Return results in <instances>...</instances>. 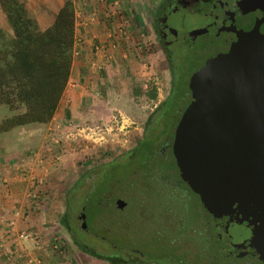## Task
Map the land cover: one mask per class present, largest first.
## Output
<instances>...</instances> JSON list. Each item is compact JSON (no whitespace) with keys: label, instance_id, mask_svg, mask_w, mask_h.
Returning <instances> with one entry per match:
<instances>
[{"label":"rangeland","instance_id":"1","mask_svg":"<svg viewBox=\"0 0 264 264\" xmlns=\"http://www.w3.org/2000/svg\"><path fill=\"white\" fill-rule=\"evenodd\" d=\"M72 1L75 8H82L83 0ZM121 1L122 17L112 14L118 10L112 1L106 0L107 7H111L110 18L115 21L110 19L104 24L106 30L115 32L116 38H110L115 42V48L108 53L102 52L101 69L92 67L95 70L92 75H96V90L102 98L101 113L81 115L74 122H69V128L62 124L56 128L50 123H33L0 133V157L16 158L18 165L34 160L37 153L42 159H52L46 165L47 171L41 170L43 178L38 186H31L26 191L25 213L22 210L21 217H16V229L31 232L41 242L56 238L59 251L66 249L69 264H110L81 251L74 244L73 237L80 244L106 254H123L120 247L140 249L146 259L162 264H168L170 255L190 253L193 257L195 252L194 248L177 252L179 249L172 243L177 228L167 225L166 220L169 221L171 215L164 213L167 200L158 195V191L147 195L148 189L139 181L140 176L147 175L156 181L158 169L153 164L144 165L143 151L128 157L127 152L137 142L154 134L155 130L148 131L146 135L145 121L165 97L170 73L151 22L159 0ZM58 2L60 0H34V4L39 6H35L36 14L49 18L53 14L51 8L55 9ZM202 3L195 2L190 7L179 9L176 22L171 25V33L182 34L191 30L200 17L198 11ZM38 10L42 13H37ZM32 13L30 11L31 16ZM0 26L9 31L5 23H0ZM120 30L123 33L119 34ZM171 47L177 86L184 93L191 70L187 67L189 65L182 64V48L176 44ZM153 89L156 90L155 98L149 96ZM184 104L185 100L181 101L179 108ZM175 113L165 118L161 136L171 134L177 119ZM11 114L7 107H0L1 120ZM156 116L157 125L160 117L159 114ZM104 127L109 130H104ZM47 148L50 150L44 152ZM163 167L160 165L161 173L166 169ZM117 198L127 202L125 209H116ZM19 205L20 202L13 204V208L16 210ZM84 206L86 231L79 218ZM169 206L180 211L190 227L195 226L194 212L182 210L174 201ZM64 213L68 215V231L60 222ZM12 217L14 215L9 217L8 212L0 216V264L5 263L4 243L7 244L6 241L14 234L8 226ZM24 245L29 252H34L32 242L27 241Z\"/></svg>","mask_w":264,"mask_h":264},{"label":"water","instance_id":"2","mask_svg":"<svg viewBox=\"0 0 264 264\" xmlns=\"http://www.w3.org/2000/svg\"><path fill=\"white\" fill-rule=\"evenodd\" d=\"M189 89L191 100L173 142L179 175L215 221L218 251L264 261V37L259 30L250 29L241 45L208 60L190 78ZM125 205L116 200L118 208Z\"/></svg>","mask_w":264,"mask_h":264},{"label":"flooded vegetation","instance_id":"3","mask_svg":"<svg viewBox=\"0 0 264 264\" xmlns=\"http://www.w3.org/2000/svg\"><path fill=\"white\" fill-rule=\"evenodd\" d=\"M195 2L203 3L198 11L200 17H198L193 28L182 34H172L170 28L178 16L176 12L179 9H184V7L194 5ZM151 22L154 35L165 55V61L169 69V88L165 97L159 101L145 121L144 132H146V135L148 131L151 133L155 130V132L153 131L154 134H149L145 139L137 142L133 149L126 152L130 158L134 154L137 155L144 147L146 148L143 151V163L146 166L153 164L158 172L156 181L150 175L140 176L139 181H141L142 187L148 189L147 195L150 196L158 191V195L167 200L164 213L171 215L168 218L169 221L166 220L167 225L176 226L177 228L176 236L172 241L179 249L177 252L186 250V248L188 250L185 252H187L194 248V258L190 253L170 255L168 264H264V261L248 253L236 256L222 255L218 251V240L214 231L215 221L202 206L199 195L182 180L173 154L176 127L192 96L189 89L190 78L195 72L204 67L208 60L226 54L232 48L241 45L250 29L256 27L261 36L264 37V0H159L155 5ZM175 44L182 48L184 57L182 64L189 65L187 67L191 70L186 79L184 93L179 90L175 77L174 70L176 66L174 51L171 47ZM181 68H183L182 65ZM184 100L185 104L182 108H179V103ZM174 111H176L177 119L172 127L171 134L161 136L164 134L165 118L171 116ZM157 114H159L160 119L156 125L157 119L155 118ZM146 127L148 128L146 129ZM160 165L166 168L164 173H161L163 169L160 168ZM173 179H176V182ZM172 182L176 184L173 185ZM173 201L182 210L195 213L193 218L195 226L190 227L189 223H186L183 214L169 206ZM115 207L118 210H123L127 207V202L123 208H118L116 204ZM85 209L86 206L82 208L79 218L82 228L86 231L88 228L87 226L84 227V224H86ZM83 214L85 215L84 219L82 218ZM116 223L121 224L120 221H116ZM120 228L122 227L120 226ZM84 248L87 252L93 249L85 244ZM119 249L122 250L123 254L115 253L117 264H162L154 259H146L140 249L122 247ZM102 254L106 255L103 252Z\"/></svg>","mask_w":264,"mask_h":264},{"label":"trees","instance_id":"4","mask_svg":"<svg viewBox=\"0 0 264 264\" xmlns=\"http://www.w3.org/2000/svg\"><path fill=\"white\" fill-rule=\"evenodd\" d=\"M0 10L9 29L7 32L0 26V106L12 112L0 121V133L27 124H48L73 61L74 3L65 0L45 28L30 15L24 0H0ZM149 96L155 98L156 90ZM60 222L68 231L67 213ZM72 239L81 251L117 264L115 254L105 255L94 248L87 252L76 237Z\"/></svg>","mask_w":264,"mask_h":264},{"label":"crops","instance_id":"5","mask_svg":"<svg viewBox=\"0 0 264 264\" xmlns=\"http://www.w3.org/2000/svg\"><path fill=\"white\" fill-rule=\"evenodd\" d=\"M24 1L25 3H28H26V5L29 7V13L30 11L34 13H32V16L35 17L39 26L45 28L65 0H60L55 9L51 8L53 14H51V16L49 15L51 19L50 17H47L48 20L45 17H42V15L36 14L35 6L37 5L34 4V0ZM83 1L82 8L80 6L79 8L74 7V50H77L78 55L73 57L67 85L54 116L49 122L51 126L53 125L56 128H60L61 124L69 128V122H74L81 115L100 114L102 111V98H100L96 90V75H92V72L95 71L92 67L97 66L101 69L100 66L102 67V65L99 63L103 58L102 52L108 53L109 51H113L111 48H115V42L110 39L116 38L114 34L115 32L113 30H106V24H104L111 19V7H107L106 1V4L97 3L95 0ZM119 1L120 3L122 2L121 0ZM108 4H110V2H108ZM37 13L42 12L38 10ZM122 15L123 14L120 13L119 16L122 17ZM0 23L2 25L4 23L6 24L5 17L1 10ZM111 33H113V35H111ZM104 57H106L105 53ZM15 128H12L11 130ZM9 131H7V133ZM49 150L50 149L47 148L44 152ZM51 160L48 157L42 159L37 153L34 160L18 165L16 158L4 159L3 157H0V216L3 213L5 215V213L8 212L9 217H11L14 213L18 212V217L20 218L22 210L23 214L25 213L27 204L25 193L31 186H38V183L41 182L43 178V176H41L43 171L41 170L44 169L47 171L46 165L49 164ZM2 182H4V184H2ZM18 202H20V205L18 206V209L15 210L13 204ZM12 209L14 211H12ZM62 261V259L58 260V263L63 264Z\"/></svg>","mask_w":264,"mask_h":264},{"label":"built area","instance_id":"6","mask_svg":"<svg viewBox=\"0 0 264 264\" xmlns=\"http://www.w3.org/2000/svg\"><path fill=\"white\" fill-rule=\"evenodd\" d=\"M95 1L98 3H105L106 0ZM112 4L116 6L118 10H114L112 14L119 16L121 13L120 1L112 0ZM121 33H123V31L120 30L119 34ZM77 55V50H73V57ZM104 130L109 129L104 127ZM78 131H81V129H78ZM101 134H103V131ZM17 216L18 212L14 213V217L8 222V226L10 227L12 233L14 232V234L11 239L6 241L7 244L4 243V247H6V250L4 251V264H59L58 260L61 259L63 260V264H69V255L67 254V251L66 249L59 251L60 245L56 238L41 242V240L35 238L31 232L17 230ZM11 231L10 234H12ZM27 241L32 242V247L34 249L33 253L29 252L28 249L25 248L24 243ZM56 252H59L60 254H56Z\"/></svg>","mask_w":264,"mask_h":264}]
</instances>
